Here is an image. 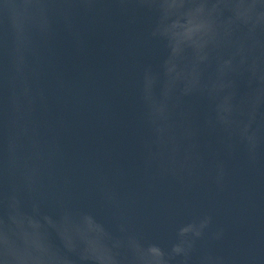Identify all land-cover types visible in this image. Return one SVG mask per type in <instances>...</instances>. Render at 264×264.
<instances>
[{
	"label": "clouds",
	"instance_id": "1",
	"mask_svg": "<svg viewBox=\"0 0 264 264\" xmlns=\"http://www.w3.org/2000/svg\"><path fill=\"white\" fill-rule=\"evenodd\" d=\"M155 62L136 66L134 170L145 191L203 179L224 191L235 167H264V0H113ZM95 0H20L0 22V264H264V234L225 248L227 229L205 212L165 244L144 238L141 194L112 149L70 152L37 115L41 42L54 19L71 30ZM89 204L103 213L82 205ZM51 209L52 211H48Z\"/></svg>",
	"mask_w": 264,
	"mask_h": 264
},
{
	"label": "water",
	"instance_id": "2",
	"mask_svg": "<svg viewBox=\"0 0 264 264\" xmlns=\"http://www.w3.org/2000/svg\"><path fill=\"white\" fill-rule=\"evenodd\" d=\"M19 4L20 0H0V22L17 15ZM148 23L147 17L131 22L113 0H95L90 13L76 9L71 30L54 19L52 37L39 45L38 87L44 105L37 115L62 137L70 152L108 148L121 154V163L130 170L129 188L142 197L146 240L165 244L178 225L207 212L227 229L225 248L237 242L246 246L264 234V167L256 172L234 166L224 191L207 179L188 191L170 183L145 191L136 176L128 125L136 66L155 62L160 54L159 45L144 39ZM82 206L105 219L99 209Z\"/></svg>",
	"mask_w": 264,
	"mask_h": 264
}]
</instances>
